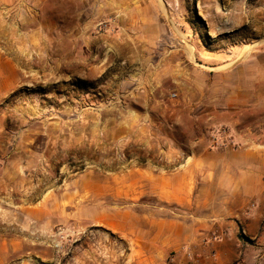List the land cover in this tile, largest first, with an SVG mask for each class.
<instances>
[{"label":"rangeland","instance_id":"1","mask_svg":"<svg viewBox=\"0 0 264 264\" xmlns=\"http://www.w3.org/2000/svg\"><path fill=\"white\" fill-rule=\"evenodd\" d=\"M98 4L97 21L82 27L116 46L102 45L103 71L88 77L67 69L80 67L78 56L70 66L65 60L80 50L79 40L65 39L70 27L82 31L83 2L13 0L0 8V55L19 72L17 87L0 98L7 145L0 173L8 176L0 182V264L143 257L136 248L144 247L150 221L201 225L224 212L222 190L200 192L207 171L212 180L228 175L227 150L264 147V81L248 85L264 80V0ZM145 18L162 28L153 53L124 51ZM195 150L215 154L192 175ZM175 179L197 180L189 200L155 195L158 181ZM33 206L50 215H23Z\"/></svg>","mask_w":264,"mask_h":264},{"label":"crops","instance_id":"2","mask_svg":"<svg viewBox=\"0 0 264 264\" xmlns=\"http://www.w3.org/2000/svg\"><path fill=\"white\" fill-rule=\"evenodd\" d=\"M11 1L13 2V0H0V8H8ZM80 1L83 2L80 14L84 19L80 26L94 24L101 13L99 0ZM139 1L143 3L145 0ZM104 8L105 12L113 13L111 6L105 5ZM130 13L133 15L136 11L132 10ZM86 28L82 27L81 32L75 33L70 27V32L65 39L72 44L73 42L77 44L79 40V53L70 54L69 57H65L67 58L65 60L70 66L73 59L76 56L79 57L80 67L78 69L67 67V69L70 73L79 72L81 77L102 73L104 66L97 60L99 52L102 51V45L110 43L116 46L114 40L108 36H88L85 32ZM135 28V36L133 35L130 40H125L123 50L130 51L134 47L138 55L150 56L156 42L163 35L162 28L148 18L136 24ZM181 50L185 54L182 61L187 60L189 57L186 54L187 51L183 46ZM91 63L92 66H90ZM255 65L262 66L259 61H256ZM18 77L19 72L16 65L8 57L0 55V98L17 87ZM260 78L259 81L256 78L252 79L251 84L248 85L264 81L262 76ZM244 87L246 86L241 83L242 90ZM241 97L244 98L242 95ZM237 104L239 102L231 104L229 111ZM231 125L236 127V124L231 123ZM243 141L246 140L243 138ZM6 146L4 137L0 135V151H4ZM211 154L214 155V151H193V156L189 158L192 175L195 174L196 167L206 161L205 155L209 158ZM224 157L223 166L228 170V175L223 176L221 180H212V173L207 171L202 183L208 187L200 192L203 198L202 195L209 190L210 186L212 188L216 185V190L223 191L224 197L221 200L225 205L224 212L215 216L210 222L201 225L188 226L180 221H168L161 218L150 221L149 230L145 231L143 239L144 247L136 248V251L143 252L144 256L128 257L127 260H123L127 261L126 264H264V147L249 144V147L239 150H227ZM211 165L214 169L215 163L205 164V167H211ZM6 179H8L6 171L1 172L0 182L8 181ZM172 181H158L159 185H155V195L168 202L182 203L189 200L194 185H197V180L175 179ZM212 198L211 192H208L206 199L211 200ZM23 215L49 216L50 211L48 207L47 209H36L33 206L26 208ZM115 260L116 264H123L120 259Z\"/></svg>","mask_w":264,"mask_h":264},{"label":"bare ground","instance_id":"3","mask_svg":"<svg viewBox=\"0 0 264 264\" xmlns=\"http://www.w3.org/2000/svg\"><path fill=\"white\" fill-rule=\"evenodd\" d=\"M107 217V216H106Z\"/></svg>","mask_w":264,"mask_h":264}]
</instances>
